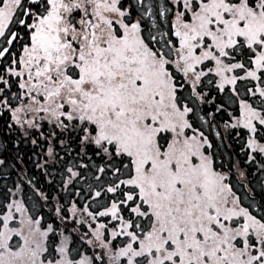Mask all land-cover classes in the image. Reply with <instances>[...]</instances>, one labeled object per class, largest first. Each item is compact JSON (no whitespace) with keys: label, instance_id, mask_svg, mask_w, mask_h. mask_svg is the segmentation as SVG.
I'll return each instance as SVG.
<instances>
[{"label":"snow or ice","instance_id":"1","mask_svg":"<svg viewBox=\"0 0 264 264\" xmlns=\"http://www.w3.org/2000/svg\"><path fill=\"white\" fill-rule=\"evenodd\" d=\"M0 264H264V0H0Z\"/></svg>","mask_w":264,"mask_h":264}]
</instances>
